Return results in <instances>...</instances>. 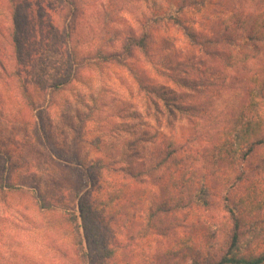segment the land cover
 <instances>
[{
    "label": "rangeland",
    "instance_id": "374dc122",
    "mask_svg": "<svg viewBox=\"0 0 264 264\" xmlns=\"http://www.w3.org/2000/svg\"><path fill=\"white\" fill-rule=\"evenodd\" d=\"M49 1L60 4V0ZM76 2L81 10L72 23L73 35L78 54L83 56H93L99 48H104V52L118 51L125 34L136 33L138 20L142 15L152 13L154 8V0ZM263 9V5L241 0H211L195 8L186 7L182 28L162 25L159 30H156L158 27L151 30L153 40L152 44L150 41L149 58L136 51L128 61L130 68L106 63L82 64L77 78L63 92L54 95V105L41 112L55 143V152L70 155L79 151L88 164L102 156L94 147L96 138H100L103 146H110V153L127 150L130 156L140 149L146 156L166 152V139L174 138L190 152L181 159L185 161L190 157L187 164L191 161L195 164L193 155L208 146L205 140L209 134H216L212 122L202 121L208 108L202 107L205 111L198 113L192 123L180 115L170 120L164 111L156 122L155 110L146 109L143 93L128 69L136 70L148 84L164 86L166 90L184 96L185 105L202 106L212 101L218 103L220 110L232 109L236 105L237 85L229 93H218L209 87L192 91L177 87L156 68H170L167 62L171 60L183 64L182 61L192 56L198 58L197 41L203 35L211 37L213 27H219L218 24L234 13L256 14ZM22 17L25 22L26 17L33 19V14L23 10ZM239 34L224 45L222 51L238 46L236 52L248 51L255 55L254 41L246 32ZM32 52L35 54L33 59L29 61L27 57L29 73L45 84L62 69L63 61L61 64V58L54 50L40 44L33 46ZM260 53L264 54V50ZM180 71L177 72L180 78H188V74ZM20 87L15 80L0 83V264H77L73 227L56 202L71 195L72 191L83 194V188H88L81 174L75 173L62 158L54 157L52 151L38 143L34 132L37 112L26 107ZM129 141L131 147L127 146ZM263 159L264 150H258L255 162ZM251 164L249 161L245 165ZM172 172L167 164L148 177H142L143 181L136 185L135 199L122 203L129 208L127 217L117 214L113 218L107 217L106 225L110 230H104L105 242L118 248L111 264H193L186 254L190 246L195 252L202 250V240L196 235L197 229L201 228V211L196 210L197 215L191 217L188 210H180L175 215L157 211L159 204L172 195L168 192ZM102 181L103 197L107 201L116 181L107 177ZM208 185H212L210 181ZM217 200L221 202L219 198ZM44 203L52 204L50 210L44 209ZM110 207L109 211H117L116 203ZM129 220L132 223L126 224ZM176 220H181L180 225H174ZM207 220L203 218L205 226L209 223ZM124 225L131 229H123ZM210 229L207 235L213 237L214 227ZM223 239L224 235L220 233L214 241L218 243Z\"/></svg>",
    "mask_w": 264,
    "mask_h": 264
},
{
    "label": "trees",
    "instance_id": "16d2710c",
    "mask_svg": "<svg viewBox=\"0 0 264 264\" xmlns=\"http://www.w3.org/2000/svg\"><path fill=\"white\" fill-rule=\"evenodd\" d=\"M209 1L154 0L153 12L141 16L137 23L139 29L136 33L125 34L118 51L104 52V48H99L93 56H83L78 54L73 35L72 23L81 10L76 0H60V4L49 0H0V83L15 80L21 86L26 107L37 112L34 132L38 143L52 151L54 157L62 158L75 173L81 174L88 188H83V194L72 191L71 195L56 202L73 227L77 264L113 262L118 248L105 242L104 230H110L106 225L107 217L113 218L116 214L127 217L129 208L122 203L135 199L138 181L167 164L173 170L168 190L172 195L159 204L157 211L175 215L180 210H188L190 217L195 216L196 210L201 211L199 222L202 229L198 228L196 235L202 240V250L195 252L190 246L186 257L191 258L193 264H264V159L255 162L257 151L264 150V54L260 53L264 50V9L256 14L234 13L218 24L219 27H213L211 37L203 35L197 41L198 58L189 56L187 61H182L183 64L171 60L167 62L170 68H156L177 87L192 91L209 87L218 93H229L237 85L236 105L232 109L220 110L218 103L212 101L202 106L185 105L184 96L166 90L164 86L148 84L145 77L136 74V70L128 69V61L136 51L149 58L154 27H158L156 30L162 25L182 28L184 9L205 5ZM241 1L264 6V0ZM23 10L31 12L33 19L26 17L24 22ZM240 31L246 32L254 41L255 55L248 51L236 52L238 46L222 51L224 45L240 35ZM39 44L54 50L61 58V64L63 61L62 69L45 84L29 73L30 62H27L28 56L31 61L35 55L32 47ZM207 49L213 51L207 52ZM102 63L128 67L143 93L146 109L155 110L156 122L164 111L170 120L180 115L192 123L198 113L205 111L201 110L202 107L208 108L202 121L212 122L216 134H209L205 140L208 146L193 155L195 164L192 161L187 164L190 157L185 161L181 159L188 152L187 146L174 138L166 139V152L156 156H146L141 149L134 150L131 156L127 150L112 154L110 146H103L100 138H96L94 147L102 156L88 164L79 151L70 155L55 152V143L41 112L54 105V95L63 92L77 78L82 64L94 66ZM178 71L188 74V78H180ZM84 118L88 119V116ZM131 145L129 141L127 146ZM249 161L252 166L245 165ZM106 177L116 181L107 201L103 197L102 181ZM206 179L212 185L209 186ZM113 203H116V212L108 210ZM50 204L44 203V209L50 210ZM221 212L226 214L225 217ZM203 218L207 222L209 219L207 226ZM128 223L132 222L129 220ZM180 223L181 220H176L174 225ZM212 227L215 230L213 237L207 235ZM123 229L131 228L124 225ZM220 233L224 239L217 243L214 240L220 237Z\"/></svg>",
    "mask_w": 264,
    "mask_h": 264
}]
</instances>
